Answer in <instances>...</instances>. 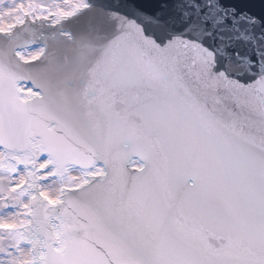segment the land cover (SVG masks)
Returning a JSON list of instances; mask_svg holds the SVG:
<instances>
[{
    "label": "snow or ice",
    "instance_id": "snow-or-ice-1",
    "mask_svg": "<svg viewBox=\"0 0 264 264\" xmlns=\"http://www.w3.org/2000/svg\"><path fill=\"white\" fill-rule=\"evenodd\" d=\"M174 7L0 0V264H264V44Z\"/></svg>",
    "mask_w": 264,
    "mask_h": 264
},
{
    "label": "water",
    "instance_id": "water-1",
    "mask_svg": "<svg viewBox=\"0 0 264 264\" xmlns=\"http://www.w3.org/2000/svg\"><path fill=\"white\" fill-rule=\"evenodd\" d=\"M221 5L227 8H235L228 18L219 24L222 34L221 41H231V47L226 50L229 54L239 52V57L229 55V70L235 73H243L241 79H249L247 69L251 66L249 61L257 60L254 45L264 44V0H219ZM144 10L149 13L157 11L171 13L176 11L174 7L177 0H140ZM164 5H167L166 7ZM256 17V22H252ZM220 42H217L218 44ZM221 64H223V59ZM255 71V68H252ZM260 70L264 71V61L260 62Z\"/></svg>",
    "mask_w": 264,
    "mask_h": 264
}]
</instances>
